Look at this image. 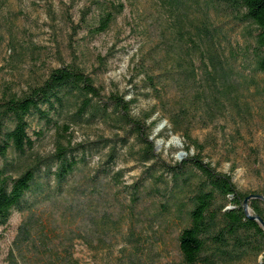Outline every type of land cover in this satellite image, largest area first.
<instances>
[{
  "label": "trees",
  "instance_id": "1",
  "mask_svg": "<svg viewBox=\"0 0 264 264\" xmlns=\"http://www.w3.org/2000/svg\"><path fill=\"white\" fill-rule=\"evenodd\" d=\"M154 1L157 37L134 65L151 108L132 113L134 97L104 93L73 62L20 94H0V226L13 211L23 214L4 264H83L74 255L78 240L97 251L117 248V264H160L169 229L180 264H264V200L238 190L193 136L233 111L249 112L256 94L264 98L255 76L264 75V0ZM123 8L91 0L71 28L98 35ZM238 26L248 36L243 48L232 39ZM32 119L42 122L36 134L53 130L50 151L34 150ZM161 119L183 140L186 154L174 162L150 136ZM98 124L112 133L74 140L75 128ZM124 148L143 166L131 183L116 168Z\"/></svg>",
  "mask_w": 264,
  "mask_h": 264
},
{
  "label": "rangeland",
  "instance_id": "2",
  "mask_svg": "<svg viewBox=\"0 0 264 264\" xmlns=\"http://www.w3.org/2000/svg\"><path fill=\"white\" fill-rule=\"evenodd\" d=\"M90 1L0 0V94H20L29 85L42 81L51 68L73 62L82 67L104 93L119 92L127 98L134 97L132 113L138 115L152 107L155 101L146 96V90L141 87L142 75L137 74L134 65L141 52L157 37L161 19L155 1L119 0L124 4L123 11L105 32L95 36L85 28L73 31L70 24L79 22L80 11ZM95 14L92 8L87 19L92 21ZM246 38L242 26L232 33L239 48L244 47ZM255 76L263 86L264 75L256 73ZM251 104L247 113L233 111L208 126L194 128L193 136L204 144L205 160L228 173L238 190L264 196L263 96L256 94ZM158 116L156 112L151 119ZM41 126L42 122L32 119L28 133L34 140V150L48 152L53 146V130L36 134ZM166 127V121L159 120L150 136L155 141L156 152L166 161L174 162L186 153L182 138L165 131ZM99 133L109 136L112 132L100 124L75 128L74 140L93 139ZM129 140L132 141V137ZM103 151L92 156L90 165L99 160ZM116 168L123 170L125 183H131L140 175L143 166L124 148ZM22 216L21 212L13 211L8 222L0 226V264L5 262ZM175 237L174 230L165 231L160 264H180ZM73 250L83 264H117V248L112 252L97 251L78 240ZM254 262V258H249L232 264Z\"/></svg>",
  "mask_w": 264,
  "mask_h": 264
},
{
  "label": "water",
  "instance_id": "3",
  "mask_svg": "<svg viewBox=\"0 0 264 264\" xmlns=\"http://www.w3.org/2000/svg\"><path fill=\"white\" fill-rule=\"evenodd\" d=\"M155 149H156V147H155ZM179 155H182V153H180ZM252 197H257V198H261V199L264 200V196H261V195H259V194H254V195H252ZM257 221H258L260 224H263V221H262L259 217L257 218Z\"/></svg>",
  "mask_w": 264,
  "mask_h": 264
}]
</instances>
